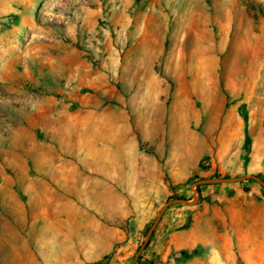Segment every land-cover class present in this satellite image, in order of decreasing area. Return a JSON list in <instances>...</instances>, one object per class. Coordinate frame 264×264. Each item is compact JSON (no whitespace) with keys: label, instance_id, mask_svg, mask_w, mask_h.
I'll list each match as a JSON object with an SVG mask.
<instances>
[{"label":"rangeland","instance_id":"obj_1","mask_svg":"<svg viewBox=\"0 0 264 264\" xmlns=\"http://www.w3.org/2000/svg\"><path fill=\"white\" fill-rule=\"evenodd\" d=\"M247 176L264 0H0V264H264Z\"/></svg>","mask_w":264,"mask_h":264},{"label":"water","instance_id":"obj_2","mask_svg":"<svg viewBox=\"0 0 264 264\" xmlns=\"http://www.w3.org/2000/svg\"><path fill=\"white\" fill-rule=\"evenodd\" d=\"M246 179H255V180L261 182L262 185L264 186V182H262V181H261L258 177H256V176H247V177H244V178H236V179H233V180H208V181H204V183H217V182L225 183V182H229V181L236 182V181H242V180H246ZM161 216H162V214H161ZM161 216H160V217H161ZM160 217H159V219L155 222V224L152 226V228L150 229V231L148 232L147 237H146V240H145L144 245H143V247H142V250H144L146 244L149 242V240H150V238H151V236H152V234H153V232H154V230H155V228H156V226H157V224H158V221L160 220ZM140 254H141V252L139 253V255H140Z\"/></svg>","mask_w":264,"mask_h":264},{"label":"trees","instance_id":"obj_3","mask_svg":"<svg viewBox=\"0 0 264 264\" xmlns=\"http://www.w3.org/2000/svg\"><path fill=\"white\" fill-rule=\"evenodd\" d=\"M244 117H245V119H246V116H244ZM151 239H152V238H151ZM150 242H151V240H150ZM150 242H148V243L146 244L144 250H142V247H143V245H144V243H142V245L139 246V248H138V250H137V253L139 254V253L141 252V254H142V253H143V252L149 247ZM140 259H141V257H140ZM148 264H154V263H148Z\"/></svg>","mask_w":264,"mask_h":264}]
</instances>
